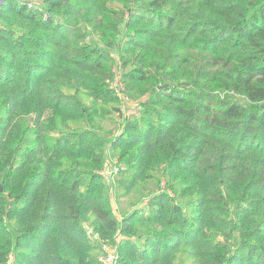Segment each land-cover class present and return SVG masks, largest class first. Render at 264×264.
<instances>
[{
	"label": "trees",
	"instance_id": "16d2710c",
	"mask_svg": "<svg viewBox=\"0 0 264 264\" xmlns=\"http://www.w3.org/2000/svg\"><path fill=\"white\" fill-rule=\"evenodd\" d=\"M0 189V264H264V0H4Z\"/></svg>",
	"mask_w": 264,
	"mask_h": 264
},
{
	"label": "rangeland",
	"instance_id": "374dc122",
	"mask_svg": "<svg viewBox=\"0 0 264 264\" xmlns=\"http://www.w3.org/2000/svg\"><path fill=\"white\" fill-rule=\"evenodd\" d=\"M123 86V84H122ZM124 88V87H123ZM112 94L115 96V98L118 100V105H116V109H118L120 114H124L123 117H132L136 112H139V106L137 105V101L135 99H131L127 93L125 92V88L121 92V94H117L115 92H112ZM121 95L126 96L128 101H123L121 99ZM87 104V103H86ZM124 108V111H123ZM107 114L106 118L102 119V121L98 122V124L103 128L105 132H110L111 135L110 137H116L121 131L122 123L123 120L119 118V114L117 112H114L111 110V107H106L105 108ZM110 112V115H109ZM123 118V119H125ZM125 165L120 162L115 155H111L109 152V157L107 158L106 164L104 165V168L100 171H98V174L102 176V178L107 182L109 185V193L111 194V209L113 210L115 216L119 218V211L120 212H127V210H132L133 206H137V208H140L144 206V200H140V197L136 194H131L129 196H120L118 197L117 194L119 192L115 193L114 197V188H115V179H117V175L120 173L113 175L112 177L108 176V173L111 171L112 168H123ZM125 170V169H124ZM123 170V171H124ZM121 172V171H120ZM161 186L163 187L164 184L162 183ZM145 188H154V183L151 182L145 186ZM143 197V195H142ZM141 201V202H140ZM117 243L118 241L115 240ZM111 250H114L115 246L113 245H108ZM184 256H181L180 259H178L177 264H192L189 259H184L182 258ZM11 259H9V262Z\"/></svg>",
	"mask_w": 264,
	"mask_h": 264
},
{
	"label": "built area",
	"instance_id": "2783aa9c",
	"mask_svg": "<svg viewBox=\"0 0 264 264\" xmlns=\"http://www.w3.org/2000/svg\"><path fill=\"white\" fill-rule=\"evenodd\" d=\"M107 86L111 92H115L119 95L123 91L124 86H122L121 77H120L119 73H117L116 69H114L112 79L108 80ZM126 98H127L126 96L121 95V99L123 101H128ZM123 111H124V108H123ZM124 169H125V167H123V168H112L111 171L108 173V176L112 177L113 175H116L117 173H119L120 171H123ZM117 241H118V239H117ZM101 247H102L101 254L98 256L99 263L100 264H115L117 261V255H116L115 248H114V250H111L109 248V246L107 244H104V243H101Z\"/></svg>",
	"mask_w": 264,
	"mask_h": 264
},
{
	"label": "water",
	"instance_id": "95a60500",
	"mask_svg": "<svg viewBox=\"0 0 264 264\" xmlns=\"http://www.w3.org/2000/svg\"><path fill=\"white\" fill-rule=\"evenodd\" d=\"M3 2H4V0H0V7L3 5ZM159 88H162V87H159ZM89 237H92V234L91 233H89Z\"/></svg>",
	"mask_w": 264,
	"mask_h": 264
}]
</instances>
